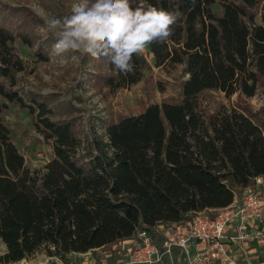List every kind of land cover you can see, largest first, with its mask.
Returning a JSON list of instances; mask_svg holds the SVG:
<instances>
[{"label": "trees", "instance_id": "obj_1", "mask_svg": "<svg viewBox=\"0 0 264 264\" xmlns=\"http://www.w3.org/2000/svg\"><path fill=\"white\" fill-rule=\"evenodd\" d=\"M146 3L184 13L166 42L146 46L153 65L136 54L134 73L124 75L104 57L83 55L92 64L87 78L111 96L141 83L152 67H181L180 96L104 121L103 134L86 143L74 120L51 119L52 96L25 98L16 89L26 70L16 43L46 62L54 40L39 36L44 20L31 9L0 3V98L36 119L54 153L44 172L28 169L1 116L8 105L0 107V264L22 262L43 246L63 257L108 251L140 229L227 208L264 178V107L254 111L247 103L264 91V0ZM208 92L237 101L210 112Z\"/></svg>", "mask_w": 264, "mask_h": 264}, {"label": "rangeland", "instance_id": "obj_2", "mask_svg": "<svg viewBox=\"0 0 264 264\" xmlns=\"http://www.w3.org/2000/svg\"><path fill=\"white\" fill-rule=\"evenodd\" d=\"M79 2L81 0H0L2 4L27 7L44 21L52 16L70 14L73 4ZM214 12L221 15L222 9L216 6ZM39 36L42 39L48 37L53 39L52 34L42 31V28ZM15 46L26 67L25 72L18 75L16 89L25 98L29 93L44 97L52 96L50 107L54 112L51 119L56 122L74 120L76 133L84 143L94 138L96 134H103L104 121L117 122L122 117L137 116L152 104L177 100L180 96V85L184 80L181 67L171 73L152 67L138 85L129 90L119 91L115 95L102 96L92 88V83L87 78L92 64L82 62L83 55L69 53L63 60L49 58L48 61L42 62L35 56L34 50L21 42H17ZM50 50L51 46L47 47L48 55ZM141 54L153 65V57L146 49ZM203 100L205 107L214 112L220 104L229 106L236 103L237 97L228 99L220 92H208L203 95ZM247 103L254 111L264 107V91H259L257 96L247 100ZM4 104H7L8 108H3L1 116L11 130L12 142L25 158L26 167L32 172H44L46 165L54 157L52 144L36 131L34 125L36 119L28 111L8 104L0 98V107ZM5 251V246L2 245L0 254H4ZM48 252L49 246H43L25 260L31 264H42L45 261L44 257L49 255ZM103 252L102 250L93 253L100 255ZM69 259L79 260L77 257Z\"/></svg>", "mask_w": 264, "mask_h": 264}, {"label": "built area", "instance_id": "obj_3", "mask_svg": "<svg viewBox=\"0 0 264 264\" xmlns=\"http://www.w3.org/2000/svg\"><path fill=\"white\" fill-rule=\"evenodd\" d=\"M260 243H264V178L256 179L255 186L227 208L196 213L155 231L140 229L100 255L93 252L101 249L86 253L81 261L63 257L50 246L51 255L42 264H163L173 263L176 254L182 264H251V247Z\"/></svg>", "mask_w": 264, "mask_h": 264}, {"label": "clouds", "instance_id": "obj_4", "mask_svg": "<svg viewBox=\"0 0 264 264\" xmlns=\"http://www.w3.org/2000/svg\"><path fill=\"white\" fill-rule=\"evenodd\" d=\"M190 3L195 6L196 0ZM183 15L179 8L165 10L146 0L135 7L130 0H81L70 14L46 19L42 31L54 39L50 59L63 60L69 53L104 57L128 75L135 70L133 56L149 44L166 42Z\"/></svg>", "mask_w": 264, "mask_h": 264}, {"label": "crops", "instance_id": "obj_5", "mask_svg": "<svg viewBox=\"0 0 264 264\" xmlns=\"http://www.w3.org/2000/svg\"><path fill=\"white\" fill-rule=\"evenodd\" d=\"M85 254H78L72 253L67 255L68 258L77 257L79 260H72V261H81L84 260ZM46 257H44L45 260ZM249 262L251 264H264V243L255 244L251 247L250 254H249ZM43 261V260H42ZM240 261L245 263L243 258H240ZM174 264H182L180 260L177 258V254L175 255V259L173 260ZM163 264H172L169 260H166Z\"/></svg>", "mask_w": 264, "mask_h": 264}]
</instances>
